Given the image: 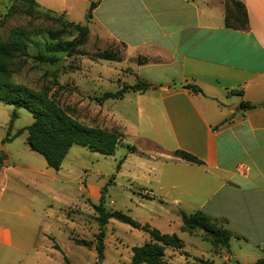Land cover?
<instances>
[{"label":"crops","instance_id":"1","mask_svg":"<svg viewBox=\"0 0 264 264\" xmlns=\"http://www.w3.org/2000/svg\"><path fill=\"white\" fill-rule=\"evenodd\" d=\"M35 1L73 22H82L89 2ZM93 1L87 26L92 22L99 40L125 51L122 60L121 51L119 60L96 59L126 64L132 79H119L117 89L138 79L149 85L96 102L109 123L97 126H117L124 140L159 150L138 148L147 158L138 177L159 212L174 211L181 219L200 210L230 231L227 257L239 264L263 258L264 0H238L247 12L246 28L225 24L226 0H106L102 8L104 0ZM72 3L78 6L71 10ZM75 86L87 92L82 82ZM108 100L110 109L104 108ZM243 101L254 106L243 109ZM176 150L201 163L175 156ZM6 208H0V264H65L68 257L28 206L15 214Z\"/></svg>","mask_w":264,"mask_h":264},{"label":"rangeland","instance_id":"2","mask_svg":"<svg viewBox=\"0 0 264 264\" xmlns=\"http://www.w3.org/2000/svg\"><path fill=\"white\" fill-rule=\"evenodd\" d=\"M22 1L0 0V36L6 37L14 28L24 30L28 36L29 54H50L49 44L71 40L78 34V30L65 25L63 14L50 12L47 16L37 6L33 7L32 14H28ZM92 2L89 0L87 3V10ZM105 4L106 0L99 8ZM69 6L72 10L78 5L72 3ZM87 12L81 19L82 23ZM51 35H59V39L52 40ZM87 36L85 44L73 55L57 52L59 60L53 64L35 63L28 58L22 71L14 73L13 77L31 88L48 90L63 107L70 108L77 120L89 125H106L108 122L98 115L96 96L116 90L119 79L131 81L132 77L125 74L128 69L121 62L125 51L119 44L99 40L92 22L88 24ZM107 48L120 49L121 60L98 61L94 54ZM91 60L98 62L92 64ZM77 80L82 82V89L87 92L75 86ZM111 102L108 100L104 108L110 109ZM13 110L16 117L9 128ZM32 120L31 113L25 108L0 102V208L8 207L6 209L15 214L28 206L41 228L49 231L54 237L51 239L59 243V249L64 251L70 264H130L132 247L149 239L142 229L113 217L100 224L93 209V204H98L100 199L107 212L121 211L141 223H148L164 233H175L182 239L184 246L181 249H165L163 264H187L198 258L204 264H236L225 255L224 247L210 244L203 230L189 232L182 229L181 219L175 216L174 211L169 215L159 212L158 200L154 204L145 196L143 187L146 182L138 176L143 173L140 163L147 158L139 151L156 153L159 150L155 146L121 138L114 154L102 155L73 144L60 167L54 169L47 166L41 154L30 149L26 130L17 133ZM121 158L124 160L119 163ZM128 176H134V181L128 180ZM90 188L96 189V198L92 197ZM162 191L160 189L156 193ZM100 230L103 231V248L99 255L96 243Z\"/></svg>","mask_w":264,"mask_h":264},{"label":"trees","instance_id":"3","mask_svg":"<svg viewBox=\"0 0 264 264\" xmlns=\"http://www.w3.org/2000/svg\"><path fill=\"white\" fill-rule=\"evenodd\" d=\"M25 11L32 14L33 7L37 6L48 16L52 10L40 7L35 0H23ZM56 13V12H55ZM66 19V18H65ZM248 22L247 12L243 3L238 0H226L225 2V24L229 27L246 28ZM65 25L78 30V34L71 40L57 41L49 44L47 49L50 54L41 52L29 54L27 51L28 36L20 29H12L6 37L0 36V102L23 107L28 110L33 120L32 122L17 131H27L26 142L30 149L41 154L47 166L58 169L73 144H78L88 148L90 151L98 152L102 155H112L122 138V133L117 127L110 129L99 126H91L77 120L70 112L69 107H63L54 99L48 90L31 88L23 83L14 80V73L22 71L26 60L31 58L35 63L53 64L59 60L57 52H64L67 56L73 55L79 47L85 44L88 38V26L82 22H73L66 19ZM52 40L59 39V35H51ZM120 51V49H119ZM119 51L104 49L98 51L95 57L108 60H119ZM148 83L138 79L133 84H125L115 91H105L97 96L95 100L99 103L106 99H117L127 90H146ZM184 87L191 88L195 92L200 89L196 85L185 84ZM246 101L241 102V107H253ZM16 117L15 110L12 111L9 128L13 119ZM16 133V134H17ZM14 134L13 136H15ZM9 139V137H5ZM174 155L190 162L201 163V160L189 152L183 150L174 151ZM123 158L120 159V162ZM119 165V164H118ZM93 209L97 212V220L104 224L109 218H116L132 227L140 228L148 234L149 239L141 245L132 247L130 264H163V256L167 247L181 249L184 246L182 239L175 233L169 234L161 232L159 229L150 226L148 223H141L131 216L121 211L107 212L102 207V200L98 204H93ZM181 228L192 232L203 230L208 237L211 245L228 248L230 231L218 226L213 220L200 210L190 214H181ZM58 250L59 246L54 244ZM103 248V231L97 233L96 249L100 255ZM67 264L68 259L64 256ZM187 264H204L201 258L195 259ZM236 264H239L236 262ZM251 264H264V257Z\"/></svg>","mask_w":264,"mask_h":264},{"label":"water","instance_id":"4","mask_svg":"<svg viewBox=\"0 0 264 264\" xmlns=\"http://www.w3.org/2000/svg\"><path fill=\"white\" fill-rule=\"evenodd\" d=\"M95 5H96L95 2H92V3H91V6L89 7V10H88V12L86 13V15H85V17H84V22L82 23L84 26L87 25V21H88V19H89V17H90V13H89V12L95 7Z\"/></svg>","mask_w":264,"mask_h":264},{"label":"bare ground","instance_id":"5","mask_svg":"<svg viewBox=\"0 0 264 264\" xmlns=\"http://www.w3.org/2000/svg\"><path fill=\"white\" fill-rule=\"evenodd\" d=\"M114 25H116V24H114ZM117 26V25H116ZM116 30V29H115ZM122 35V34H121Z\"/></svg>","mask_w":264,"mask_h":264}]
</instances>
